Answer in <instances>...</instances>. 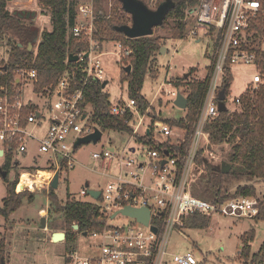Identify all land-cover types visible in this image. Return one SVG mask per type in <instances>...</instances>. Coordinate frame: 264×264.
<instances>
[{
	"label": "built area",
	"instance_id": "2783aa9c",
	"mask_svg": "<svg viewBox=\"0 0 264 264\" xmlns=\"http://www.w3.org/2000/svg\"><path fill=\"white\" fill-rule=\"evenodd\" d=\"M261 14L264 15V0H199L187 13L186 19L193 17L194 20L189 34L199 36L201 30L212 37L216 53L207 95L189 135L185 127L153 120L150 109L142 112L134 99L122 96L116 103L112 102L111 115L125 117V123L133 131L132 135H127L142 147H129L130 154L126 152L128 146L120 151L111 147L93 153V158L102 160L107 170L112 169L114 162L118 164L117 171L109 174L105 187L98 189L101 191L99 198L90 195L85 188L81 191L99 206L104 219L101 230L87 232V236L98 240V250L82 254L72 249L59 264H199L191 252L169 250V236L174 227L185 224L193 215L254 218L259 213L256 197L240 196L213 202L195 194L194 186L209 171L208 165L198 160L201 150L205 161L214 165L223 161L215 155L207 125L220 113L219 92L226 76L227 61L232 72L239 65H254L256 72L250 82L254 89L263 82L251 31L252 22ZM95 18L93 4L79 5L72 33L90 41V50L80 53L77 60L82 63L84 73L80 81L74 71H65L56 85L38 90V70L28 67L15 70L13 87L0 80V158L12 156V163L20 165L17 157L29 155L35 144L38 150L35 157L42 155L48 164L37 167L36 174L27 173L33 178V187L29 184L22 189L19 187L22 173L17 184L19 191L33 190L37 182L51 186L56 172L73 166L74 150L80 146H75L77 141L99 129L92 120L90 105L85 104L87 82L107 79L102 54L98 52L100 46L93 37ZM116 44L120 58L131 54L130 48L118 41ZM4 72L7 69L0 70V76ZM29 85L35 100L27 97ZM178 92H181L179 88L167 94L176 99ZM236 102L240 103V97ZM45 122L47 127H44ZM145 135H152L153 145L138 139ZM126 207L147 208L150 212L148 224L123 213ZM119 215L134 221L112 224L110 221ZM75 231L81 232L80 229Z\"/></svg>",
	"mask_w": 264,
	"mask_h": 264
},
{
	"label": "trees",
	"instance_id": "16d2710c",
	"mask_svg": "<svg viewBox=\"0 0 264 264\" xmlns=\"http://www.w3.org/2000/svg\"><path fill=\"white\" fill-rule=\"evenodd\" d=\"M12 0H0V70L7 72L0 76L1 82L14 84V72L19 67L36 68L39 74L37 89L43 90L57 84L65 71H74L77 80L83 76L82 63L69 61V55H79L90 50V41L82 36H75L72 28L77 22L79 0H37L38 4L51 10L52 29L43 30L39 41L36 25L33 19L26 18L18 12H11L8 8ZM150 5L151 0H142ZM165 0H157L156 7ZM175 6L170 10L161 25L162 29L170 32L171 38L185 39L188 37V24L185 19L189 10L195 8L199 0H172ZM119 9H114L110 15L97 14L95 18L96 30L94 38L100 43L107 40L121 42L124 47L130 48L131 54L121 57L125 63L121 71V82L127 85L128 97L134 99L142 112L152 109L150 101L142 93L147 75L157 76L155 67L156 54L161 51L164 37L158 34L137 38L126 37L115 29V26L131 23V16L122 7L121 0H115ZM79 6V5H78ZM172 19L169 21V19ZM252 46L257 52L258 70L262 73L263 82L257 88L248 86L241 94L240 103L235 109L227 106L234 76L229 61L226 63V76L221 89L226 91V111L207 125L211 143L219 147L224 143L230 145V151L224 160L232 164L229 173L208 171L194 186V193L213 202H224L234 197H256L259 200V213L254 217L257 221L264 220V198L258 196L254 181L264 180V15H260L252 22ZM30 43L33 48L30 49ZM124 59V60H123ZM215 57H212L207 75L204 79L188 80L185 76L170 83L176 88H184V95L188 99V107L182 115L166 117L152 110L149 115L153 120L160 119L173 125H180L187 129V135L192 132L193 125L198 119L199 112L205 101L210 78L214 70ZM131 66L130 72L127 68ZM86 105L92 110V120L103 131L116 130L133 134L132 128L125 123V117L111 115L112 101L110 94L102 87V83L90 79L86 86ZM142 142L153 145L154 139L149 135L138 136ZM185 146L182 148L184 149ZM12 156H6L1 165L7 172L6 196L0 204V215L6 219L16 212L26 198L33 201L34 195L29 191L17 192L16 180L9 179L12 169L17 165L11 161ZM200 163L205 162L203 150L200 151ZM236 184L235 191L231 187ZM50 204L54 207L53 213H61L65 219L66 247L75 240L76 231L73 225L77 223L81 232L101 230L104 219L99 206L87 199L68 194L66 201L61 203L55 190L50 186L48 193ZM52 213V214H53ZM54 218V217H53ZM209 218L202 215H193L186 219L187 226L197 227L207 223ZM254 236V234H253ZM7 242L0 234V264L6 262ZM240 264H264V244L254 254L251 252L249 240L243 239V245L238 254Z\"/></svg>",
	"mask_w": 264,
	"mask_h": 264
},
{
	"label": "rangeland",
	"instance_id": "374dc122",
	"mask_svg": "<svg viewBox=\"0 0 264 264\" xmlns=\"http://www.w3.org/2000/svg\"><path fill=\"white\" fill-rule=\"evenodd\" d=\"M20 1L22 4L15 1L9 3L8 8L11 12H18L26 18L34 20L37 29V41H39L43 30H50L51 28V10L38 4L36 0ZM156 1L151 0L149 6L153 9L157 8ZM83 3L93 4L95 14L110 15L114 9H119L115 0H79L78 5ZM78 5L77 7H79ZM192 18H185L189 22L188 37L185 39L171 38L170 32L162 29L161 26L154 30L155 34L164 37L163 47L166 49L156 54L154 65L157 76H146L142 93L150 101L151 110L156 114L161 112L162 116L173 117L185 113L186 110L174 104L175 98L167 94L168 91L177 89L174 85H170V81L173 83L187 73H189L188 80L204 79L212 57L216 54L214 51L215 41L212 37L201 30L199 36L189 34L190 29L194 26ZM170 20L172 22L171 18ZM95 23L94 20V25ZM262 42L264 49V39ZM98 43L100 46L98 52L102 54L103 68L109 80L105 90L110 94L111 101L116 103L120 97H128L127 85L121 82V71L125 63L121 61L117 52V44L113 39L102 43L98 41ZM255 72L254 65L234 67V82L227 102V106L231 110L238 107L236 98H239L251 85L250 82ZM26 90L28 99L35 100L32 86L29 85ZM180 91L185 93L184 88H181ZM148 122L151 123L152 120L148 118ZM47 126L48 123L45 122L44 127ZM101 131L103 135L97 143L81 144L74 150L72 167L59 170V187L54 190L61 203L66 201L69 193L75 197L88 199L87 196L81 194L82 189L88 188V183L91 189H102L109 180V174L117 171L118 164L116 162L113 163L111 170H107L106 167H103L102 160L93 158L94 152H101L111 147L120 151L128 146L126 152L130 154L129 147H142L125 132ZM213 149L216 152L215 155L224 160L230 151V145L224 143L219 147L214 146ZM37 151L36 145L33 144L29 155L17 157L20 165L12 169L9 176L11 181L16 180L19 175L18 182H20L23 173L21 185L24 187L26 180L30 177L27 173L36 174L37 167L48 165L42 155L35 157ZM137 155L135 154V156ZM3 164L4 159L0 158V166ZM41 174L49 175L46 172ZM42 183L34 184L33 190L19 191L16 186L17 192H31L34 195L33 201L29 202L25 198L21 207L12 213L8 219L0 215V234L7 242V264H59L63 262L65 255L72 249L82 254H93L98 250V240L91 236H85L82 232H76L75 240L70 244V248L66 247V242L56 241L55 243L52 241L54 232H65V219L61 213H53L54 207L48 198L50 186L46 182L41 186ZM254 185L258 196L263 199L264 180H256ZM19 187L21 188L20 185ZM6 188L7 182L0 174V204L6 196ZM235 188L236 184L231 187V190L235 191ZM42 217L47 219V228L42 227ZM208 218L207 223L202 226L192 227L183 224L174 227L169 236V250L175 253L191 252L200 262L199 264H240L238 254L244 238L249 240L252 254L258 252L264 244V220L257 221L250 217L224 214H215ZM132 221L134 219L131 217L119 215L110 222L120 225Z\"/></svg>",
	"mask_w": 264,
	"mask_h": 264
},
{
	"label": "water",
	"instance_id": "95a60500",
	"mask_svg": "<svg viewBox=\"0 0 264 264\" xmlns=\"http://www.w3.org/2000/svg\"><path fill=\"white\" fill-rule=\"evenodd\" d=\"M122 7L126 13L131 16V23L125 25L115 26V29L120 33H123L126 37L129 38H137L143 36H150L154 34V30L156 27H160L165 19L167 18L168 13L170 10L175 6V3L172 0H165L159 4V6L155 9L151 8L142 0H121ZM37 41V37L35 42ZM33 44L30 43V49H32ZM166 49V47H162L161 51ZM88 56V53H86ZM79 59V55L70 54L69 61H77ZM128 72L131 70V66L126 67ZM189 76V73L185 74V78ZM102 83V87L105 89L109 84V80L106 79ZM226 91L225 89H221L219 92V110L226 111ZM174 104L181 108L187 109L188 107V99L182 93L178 92V95L174 101ZM102 131L100 129H96L94 133L88 135L86 137L80 138L77 143L76 147L81 144H89V143H97L102 138ZM205 163L208 165L210 171H219L221 170L223 173H229L232 168V164L226 160H223L221 164L214 165L207 160ZM0 174L5 179L7 177V172L3 170L0 166ZM60 181V172H56L54 179L51 183L53 189H57L59 187ZM89 187V185H88ZM88 193L95 197L96 199L99 198L101 191L95 189H88ZM123 213L135 216L138 218L139 221L148 224L150 218V212L147 208L136 209L133 207H126L122 210ZM42 227L47 228V219L46 217H42ZM73 228L78 230L80 227L78 224H74ZM154 230L156 228L154 227ZM83 235L87 236V232H83ZM66 239L65 232H54L52 234V241L56 243V241L64 242Z\"/></svg>",
	"mask_w": 264,
	"mask_h": 264
},
{
	"label": "crops",
	"instance_id": "0c3cea01",
	"mask_svg": "<svg viewBox=\"0 0 264 264\" xmlns=\"http://www.w3.org/2000/svg\"><path fill=\"white\" fill-rule=\"evenodd\" d=\"M14 1L17 2L18 4H22L20 0H12V1H10L9 3H11V2L13 3ZM36 2H38V1L36 0ZM50 27H51V28H50V30H51V29H52V22H51V26H50ZM183 110H186V109H183ZM176 115H179V114H176ZM46 173H47V172H46ZM88 185H89V187H88ZM87 187H88L87 189H91L89 183L87 184ZM95 190H98V188H95ZM88 199H89V198H88ZM88 199H87V200H88Z\"/></svg>",
	"mask_w": 264,
	"mask_h": 264
},
{
	"label": "bare ground",
	"instance_id": "6f19581e",
	"mask_svg": "<svg viewBox=\"0 0 264 264\" xmlns=\"http://www.w3.org/2000/svg\"><path fill=\"white\" fill-rule=\"evenodd\" d=\"M41 173H44V172H41ZM41 173H40V174H41ZM33 183H34V182H33V179L29 177V178L26 180V184H25V185L29 184V185H31V187H33V186H32ZM20 186H21V189H22L23 186L21 185V183H20ZM24 187H25V186H24Z\"/></svg>",
	"mask_w": 264,
	"mask_h": 264
}]
</instances>
